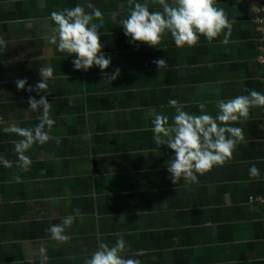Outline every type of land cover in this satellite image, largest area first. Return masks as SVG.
Here are the masks:
<instances>
[{"label":"crops","instance_id":"0c3cea01","mask_svg":"<svg viewBox=\"0 0 264 264\" xmlns=\"http://www.w3.org/2000/svg\"><path fill=\"white\" fill-rule=\"evenodd\" d=\"M88 2L102 12L92 22L111 57L103 71L75 70V54L50 43L57 33L49 14ZM135 2L0 0V156L11 162L0 165V264H85L118 239L119 254L139 264H264V205L255 201L264 198V105L226 122L241 128L242 138L230 159L195 181L171 182L172 150L157 145L152 130L156 114L171 126L175 107L214 117L217 101L262 93L256 0H214L232 25L227 42L222 30L183 47L169 33L155 47L129 43L120 22ZM147 2L160 10L157 0ZM49 66L46 87L35 89L40 68ZM115 68L120 73L110 80L105 73ZM23 78L25 89H17ZM41 95L55 123L46 143L25 152L31 164L24 169L13 150L22 137L10 129L39 122L28 98ZM69 216L66 238L53 239L50 226Z\"/></svg>","mask_w":264,"mask_h":264},{"label":"clouds","instance_id":"9594fccd","mask_svg":"<svg viewBox=\"0 0 264 264\" xmlns=\"http://www.w3.org/2000/svg\"><path fill=\"white\" fill-rule=\"evenodd\" d=\"M160 10H150L147 0H137L127 17L121 20L123 33L129 37V43L136 41L155 47L160 43L165 33H169L177 47L192 46L202 34L205 39L212 40L223 31V41L227 42L231 34L232 25L223 8L214 6V0H157ZM90 8L91 12L86 11ZM51 21L55 24L56 36L50 43H54L58 51L72 56V66L75 70L87 72L96 66L100 70L108 68L111 57L101 49L100 35L97 23L93 18H101L100 9L86 4L77 3L72 8L62 11H52ZM158 68L165 64L163 59L155 61ZM52 68L41 67V80L35 84V89H44L45 81L42 77L49 76ZM120 73L115 68L111 73H105L110 80H115ZM26 78L18 79L17 89H25ZM32 86H29L31 90ZM169 104L176 106L175 100ZM250 105H264V93L249 91L247 95H238L229 100L217 101L218 113L213 117L207 112L191 114L175 107L172 116V125L169 126L167 115L156 114L152 121V130L156 134L157 145H166L172 150V158L168 161L166 170L170 174L171 182L183 176L184 179L196 180V173H204L214 165L223 164L232 157L235 144L242 138V129L234 127L229 121H237L246 117ZM51 104L44 95L39 99L33 96L28 98V109L39 110V122L32 128L15 127L10 131L18 137L13 150L16 153L20 167L27 169L31 161L25 152L35 143L43 144L49 140V130L55 123L49 114ZM203 109V105L198 106ZM220 123H217V122ZM164 137L166 139H161ZM10 161L0 156V165L10 166ZM255 165L249 168L250 175H256ZM72 218L65 217L64 224L50 226L48 231L53 239L64 240L62 235L64 225L71 224ZM124 247V241L118 239L114 246L101 244L94 251L85 264H139V260L125 259L119 252Z\"/></svg>","mask_w":264,"mask_h":264},{"label":"built area","instance_id":"2783aa9c","mask_svg":"<svg viewBox=\"0 0 264 264\" xmlns=\"http://www.w3.org/2000/svg\"><path fill=\"white\" fill-rule=\"evenodd\" d=\"M256 4L255 25L259 33L257 64L261 67L263 72L261 81L263 83L262 93H264V0H256ZM255 201L264 205V198H256Z\"/></svg>","mask_w":264,"mask_h":264}]
</instances>
